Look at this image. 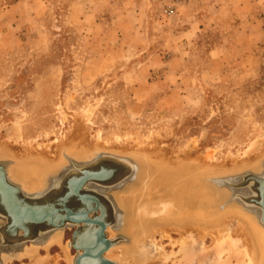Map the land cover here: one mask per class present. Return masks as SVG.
I'll return each instance as SVG.
<instances>
[{"label": "rangeland", "instance_id": "obj_1", "mask_svg": "<svg viewBox=\"0 0 264 264\" xmlns=\"http://www.w3.org/2000/svg\"><path fill=\"white\" fill-rule=\"evenodd\" d=\"M258 5L255 26L252 0L221 10L185 0H0V143H8L18 156L34 145L42 153L47 145L50 163L57 165L29 192L10 177L17 160L3 155L0 166L8 182L32 195L97 160L132 169L115 187L99 189L119 216L116 234L111 236L109 227L105 231L118 248L132 239L126 231L131 211L122 198L143 188L144 166L153 165L136 155L142 148L180 159L209 157L215 163L239 158L243 166L198 173L213 201L208 210L213 220L236 208L259 222L257 208L240 199L245 187L217 181L264 169V0ZM203 9L209 17L194 21L192 15ZM80 132L99 145L77 157L71 145L79 147L73 136ZM62 141L59 159L55 147ZM129 143L136 148L128 149ZM121 216H127L125 224ZM73 227L53 231L44 240L59 234L60 244L38 245L37 256L48 264H69L66 254L74 264L79 251L72 246ZM210 241L204 239L207 246ZM154 242L161 261L168 256L164 264L185 263L187 254L179 247L174 255L171 247L162 250L169 241L160 234ZM242 261L224 254L221 261L211 258L204 264ZM0 264L39 263L22 256L0 259Z\"/></svg>", "mask_w": 264, "mask_h": 264}, {"label": "bare ground", "instance_id": "obj_2", "mask_svg": "<svg viewBox=\"0 0 264 264\" xmlns=\"http://www.w3.org/2000/svg\"><path fill=\"white\" fill-rule=\"evenodd\" d=\"M73 139L80 144L79 147L76 146L77 144L71 145L77 157L85 154L84 151H91V149L95 151L94 149L99 145V143H90L84 132L76 133ZM63 144L62 141L55 147V154L59 159L62 156ZM129 145L128 149L133 150L136 148V145L130 143ZM38 149L35 145L30 146L29 149L22 152L23 156H18V151L8 143H0V154H2L0 157L3 155L10 156L18 162V166L10 169L11 179L18 182L27 191L36 190L44 173L55 170L57 166L52 162L50 163L47 145L42 153L35 151ZM124 149H127L126 145L123 147ZM142 149L136 155L143 154L146 161L153 164L144 166V174L147 175V180L143 184V188L136 190L133 188L129 196L122 198L131 212L128 217L121 216L123 218L120 219V223L125 224L124 217H127L128 228L126 231L131 233L132 239L127 245H121L118 248L112 245L105 255L106 258L112 257L118 262L125 261L126 264H148L149 261L153 264H164L166 263L164 260L167 261L168 256L165 255L162 258L163 261H161L159 253L155 254L154 237L156 234H160L164 240L169 241L166 247H161L162 250L165 251L166 248L171 247V255H174L176 248L179 247V252H186L187 256L186 259L184 258V264H204L208 260L210 261L211 258L221 261L224 254L235 257L239 261L243 260L241 263L244 264H264V224L261 221H255L251 216L252 214L244 213L236 208L234 211L224 212L220 217L217 216L218 218L213 220V213L208 210L211 208L213 201L210 200V192L205 190L206 179H201L202 172L211 173L212 171L218 172L225 169L227 171L239 165L243 166L244 160L238 158L229 162L215 163L209 157L204 156L190 158L185 155L184 158L180 159L174 158L162 149H156L155 147L150 151ZM139 159L141 160V158ZM176 159L180 160L176 161ZM200 171L201 173L198 174ZM155 194L159 196L158 199L153 196ZM199 200L206 202L208 206ZM199 208H206V211L203 214L197 213ZM230 221H233L234 224ZM115 225L109 226L107 229L111 236L116 234ZM175 235L178 237L174 238ZM208 236L212 240L209 246L204 243V239ZM51 237L46 241L39 240L29 249H19L15 255L3 256V259L5 261L13 257L26 256L35 259L39 264H48L37 256V247L43 243L55 242L60 244L59 234ZM113 249L116 250V254H114ZM64 250L68 252L65 246ZM64 256L70 264L71 259L66 254Z\"/></svg>", "mask_w": 264, "mask_h": 264}, {"label": "water", "instance_id": "obj_3", "mask_svg": "<svg viewBox=\"0 0 264 264\" xmlns=\"http://www.w3.org/2000/svg\"><path fill=\"white\" fill-rule=\"evenodd\" d=\"M131 174L132 169L111 161L97 160L68 172L57 182L52 194L48 191L30 196L8 182L0 166V207L4 208L15 233L16 230L26 232L29 225L32 228L43 226L50 231L76 226L72 246L81 253L74 264H114L104 257V253L114 244L106 237L105 231L109 226L118 224V215H114L109 200L91 187L110 189ZM217 181L245 187L247 194L240 196V199L245 205L257 208L259 219L264 224V169L261 174L248 173Z\"/></svg>", "mask_w": 264, "mask_h": 264}, {"label": "flooded vegetation", "instance_id": "obj_4", "mask_svg": "<svg viewBox=\"0 0 264 264\" xmlns=\"http://www.w3.org/2000/svg\"><path fill=\"white\" fill-rule=\"evenodd\" d=\"M54 187H56V185L51 187L50 189L46 190L45 192L42 191L41 193L45 194L48 191H50V194H52V192H53L52 189ZM96 187L97 186L91 187V188H93V191H95L97 194L106 197V194L99 191V189L100 190L105 189L106 187L98 186L99 188H97V189H96ZM41 193H37V194H41ZM83 193L87 194L86 192H83ZM30 196H32V195H30ZM10 226H11V221L8 219V215L5 214L4 208L0 207V252L3 251L5 253L4 256L15 255L19 249L24 248V243H29L32 241H39V240L43 241L44 239L49 237V235H51V233L53 232V231H50V229L44 228L43 226L32 228V225H29L26 232H24L22 230H16V233H15V232H13V229ZM72 230L73 231H71V242H72L73 232L76 230V226H74ZM34 232H35V234H34ZM80 253L81 252L78 253L76 258L80 255ZM0 259L4 260L3 256Z\"/></svg>", "mask_w": 264, "mask_h": 264}, {"label": "crops", "instance_id": "obj_5", "mask_svg": "<svg viewBox=\"0 0 264 264\" xmlns=\"http://www.w3.org/2000/svg\"><path fill=\"white\" fill-rule=\"evenodd\" d=\"M187 1L188 5H198V3H204L206 6H212L214 7L215 9L217 10H221L224 6H228L229 4H236L239 3L240 4H243L244 3V0H185ZM259 2L260 0H252V11L253 12V17H252V20H251V23L255 24V26H257L259 24V17H260V9H259ZM203 12L204 13H194V16L192 15V19H194V21H197V22H200L203 20H205L207 17H209V14L206 13V10L203 9ZM190 22L192 21L191 19L189 20ZM239 23H237L236 21V26L238 25ZM198 27H200L198 25ZM193 29V26H191V28H187L186 29V33H190L191 30ZM192 34V33H191Z\"/></svg>", "mask_w": 264, "mask_h": 264}]
</instances>
